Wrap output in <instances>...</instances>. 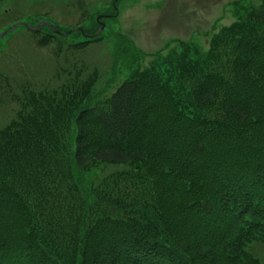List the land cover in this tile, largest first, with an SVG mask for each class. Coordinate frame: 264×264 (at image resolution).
<instances>
[{"label": "trees", "instance_id": "trees-1", "mask_svg": "<svg viewBox=\"0 0 264 264\" xmlns=\"http://www.w3.org/2000/svg\"><path fill=\"white\" fill-rule=\"evenodd\" d=\"M68 73L23 85L0 128V264H259L264 3L166 79L135 71L96 98V73ZM96 162L129 167L121 180L141 196L120 204L118 176L74 179Z\"/></svg>", "mask_w": 264, "mask_h": 264}, {"label": "rangeland", "instance_id": "rangeland-1", "mask_svg": "<svg viewBox=\"0 0 264 264\" xmlns=\"http://www.w3.org/2000/svg\"><path fill=\"white\" fill-rule=\"evenodd\" d=\"M78 2L0 0V33L17 22H27L33 28L40 25L38 30H31L22 24L0 37V128L16 117L19 105L12 95L21 93L27 83L52 88L69 76L68 71L75 75L79 72L82 79L96 73L99 78L93 95L100 98L109 96L135 71H156L166 79L174 67L208 51L218 32L261 6L264 0H117L116 6L115 0H85L84 9ZM86 14L89 19L83 23ZM81 21L85 30L94 35L104 22L101 33L95 35L97 39L85 41V36L76 31L62 45L61 40L37 44L44 36L40 32L48 30L44 25L65 24L61 28L68 32L69 26L76 27ZM73 42H83L85 48L72 49ZM150 134V129L140 130L135 148L142 149L143 139ZM127 169L96 162L86 170L74 168L73 176L86 187L91 180L98 187L103 180L118 176L121 185L112 197H123V204L125 198L141 196L140 190L121 180L119 173ZM123 211L126 210L120 213ZM248 249L259 264H264V242H254Z\"/></svg>", "mask_w": 264, "mask_h": 264}, {"label": "flooded vegetation", "instance_id": "flooded-vegetation-1", "mask_svg": "<svg viewBox=\"0 0 264 264\" xmlns=\"http://www.w3.org/2000/svg\"><path fill=\"white\" fill-rule=\"evenodd\" d=\"M83 2V3H82ZM84 2H85V0H79V2H78V4H79V7L80 8H82V5L84 4ZM71 5V4H70ZM70 5H68V7H71ZM82 15V14H81ZM84 21H83V23H85V22H87L88 21V19H89V15H85V17H83L82 18ZM98 22H99V20H98ZM82 21L79 23V24H77L76 25V27H73L72 25L71 26H69L68 28L71 30V29H75V30H73V31H71L67 36L66 35H64V31L62 30V28L61 27H66L65 26V24L64 25H59V27L57 26H54V24H52V23H50V25L49 24H46V25H44V26H46L47 28H48V30H39V31H41L40 33H42L44 36L43 37H45V38H49V39H54V42H56V41H60L61 39L60 38H67V37H69L72 33H74V32H76V31H79V32H81L84 36H85V41H92V40H94V39H97L96 38V36L94 35V34H92V33H89V32H87L86 30H85V27H83L82 26ZM56 30H59V32H57ZM66 42V40L64 39V40H61V43L63 44V43H65ZM81 43H83V42H73V43H71L70 45H73V46H77V45H81Z\"/></svg>", "mask_w": 264, "mask_h": 264}, {"label": "water", "instance_id": "water-1", "mask_svg": "<svg viewBox=\"0 0 264 264\" xmlns=\"http://www.w3.org/2000/svg\"><path fill=\"white\" fill-rule=\"evenodd\" d=\"M116 1L117 0H115V6H116ZM116 11H117V14L119 13V9L116 7ZM21 23H24V24H27L28 25V27L29 28H33V27H31L27 22H17V23H15L13 26H12V28L10 29V30H8V31H6V32H1L0 33V37H2V36H5L6 34H8L9 32H11L12 30H14L16 27H18ZM46 23V22H45ZM50 25V24H49ZM103 26H102V28L97 32V34H95V35H99L100 33H101V31L103 30V27H104V22H103V24H102ZM39 26L40 25H38L36 28H33V29H35V30H38L39 29ZM73 30H75V29H72V30H70V31H68V32H65L64 33V35H68L71 31H73ZM57 32H59V30H56Z\"/></svg>", "mask_w": 264, "mask_h": 264}]
</instances>
